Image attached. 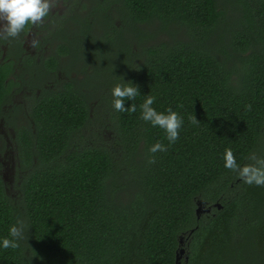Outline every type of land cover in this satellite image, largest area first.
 I'll return each mask as SVG.
<instances>
[{"label":"trees","instance_id":"trees-1","mask_svg":"<svg viewBox=\"0 0 264 264\" xmlns=\"http://www.w3.org/2000/svg\"><path fill=\"white\" fill-rule=\"evenodd\" d=\"M112 1L119 25L111 20L110 35L102 21L93 61L108 55L96 72L138 88L125 100L137 110H114L116 85L94 109L113 110L126 181L115 149L82 143L92 79L14 81L10 61H0V122L14 130L24 171L10 193L0 169V241L17 219L28 227L19 248L0 246V264H175L180 237L181 264H264V186L246 184L223 159L226 149L241 167L253 153L264 159V0ZM159 33L167 39L152 38ZM23 88L26 104L14 100ZM147 95L157 112L182 117L175 143L141 119ZM158 142L168 151L149 163ZM199 200L211 210L198 218Z\"/></svg>","mask_w":264,"mask_h":264},{"label":"flooded vegetation","instance_id":"flooded-vegetation-1","mask_svg":"<svg viewBox=\"0 0 264 264\" xmlns=\"http://www.w3.org/2000/svg\"><path fill=\"white\" fill-rule=\"evenodd\" d=\"M93 1L61 0L62 7L53 9L43 24L28 26L18 38L0 39V61H10L13 73L14 69L18 68L22 74L14 81H47L46 77L59 74L62 66L69 71L77 64L75 76H58L53 81H86L102 75L96 72V68L89 78L76 79V75L80 74L87 65L95 62L93 60L98 49L94 46L93 37L98 34L100 28L102 29L101 21L111 18L108 15L110 7H113V11L118 10V4L115 3L101 12V5L94 4ZM81 22H87L85 29L81 27ZM77 28L80 29L78 33ZM107 32L111 35L109 28ZM44 36L56 38L60 43L55 44L49 54L42 58L40 53L47 49L44 46ZM23 37H27V43L39 38L38 46L35 48L30 46L33 49L28 51ZM58 51L63 52L60 54ZM15 58L18 62L13 64L11 59ZM105 81L111 80L106 78Z\"/></svg>","mask_w":264,"mask_h":264},{"label":"clouds","instance_id":"clouds-1","mask_svg":"<svg viewBox=\"0 0 264 264\" xmlns=\"http://www.w3.org/2000/svg\"><path fill=\"white\" fill-rule=\"evenodd\" d=\"M62 7L61 0H0V39L18 38L28 26H38L45 22L53 9ZM30 46L35 48L39 41L33 39L29 42ZM139 94L138 88L131 83L123 85L117 84L112 90V106L117 112L134 113L137 110L135 104L125 107V100H134ZM155 97L147 95L144 102L140 105L141 119L149 122L153 127H159L166 134L169 144L175 143L179 139V130L183 124L182 117L171 108L167 109V114L157 112L153 107ZM251 110V105L245 106ZM194 124L199 123L194 116L191 118ZM167 152L168 148L162 143H155L149 149L153 156L149 163H155L154 154L157 152ZM224 167L235 172L246 184L264 186V159L257 158L253 153L249 159L254 161L243 167L236 162L235 156L231 149H226L224 153ZM28 227L25 223L17 219L16 224L9 229L11 239L4 238L0 241V246L4 249H17L20 247L19 241L27 239L26 231Z\"/></svg>","mask_w":264,"mask_h":264},{"label":"rangeland","instance_id":"rangeland-1","mask_svg":"<svg viewBox=\"0 0 264 264\" xmlns=\"http://www.w3.org/2000/svg\"><path fill=\"white\" fill-rule=\"evenodd\" d=\"M94 4L97 3L96 0L93 1ZM115 3L112 0H107V1H101L100 5H101V12L106 11V9L110 6H113ZM109 16H111L110 19L108 20H102V21H106L107 24H105L104 26H106L107 28H109V25L111 23L115 24V26L119 25V20H118V11H113V7L109 8ZM102 21H101V25H102ZM87 25V22H86ZM103 26V25H102ZM156 27V25H154ZM81 27L83 29H85L84 26ZM113 27V26H111ZM150 26L148 25L147 29H149ZM80 31L79 28H77V33ZM110 31V29H109ZM165 37L167 39L166 36H164V34L159 33V34H154L153 35V39H159V38H163ZM24 45L25 48L28 51H32L33 48L30 47V44L27 43V37L24 38ZM39 38H36V40H38ZM43 41H44V46L47 47V49L45 51H43L42 53H40L41 57H45L46 55L49 54V52L52 50V47L55 44L60 43L59 40H57L56 38H48V36H44L43 37ZM128 43L131 44V49L133 48V46L135 45L134 40L131 39L129 41H127ZM129 47V45H126L125 49H127ZM38 50V48L36 49ZM108 55H105L101 58V60H97L93 63H91L90 65H87L85 67V69L80 73L76 75V79H84V77L89 78L90 75L94 74V70L96 68H98L100 66V64L107 59ZM115 57L114 54H110V59H113ZM11 62L17 63L18 60L17 58H15L14 60L11 59ZM76 68H78V64L75 65L71 70H66L63 68L60 69V73L56 74V76H47L46 79L47 81H43L44 84H52L53 80L58 77V76H64V75H70V76H75V70ZM22 74L18 71L17 69H14V73L12 74V79H17L21 76ZM106 77L104 75V72L102 73V75L95 77L92 79L93 83L92 84H86L85 85V89H87L88 91H90V100H89V106L91 107V119L86 123V125L83 127L84 129V133H85V140L82 141V143H86L89 145H93L92 142H97V143H101L106 145L107 147H109L110 149H115V153L118 156L116 158V164H117V173L119 174L118 177L123 179L124 181H126V179L124 178V174H125V167L127 165V163H125L124 159L122 157H120L122 155V153L124 152V149L122 147V141L120 140V132L117 129L114 119L112 117V108L111 107H106L107 104H102V108L99 111V113L95 112L94 109V105L96 103V101L98 100V97L100 95H108V87H114L116 85V83L114 84H110L108 81L106 82V85H101L99 83H97L98 81H105ZM80 81H78L79 83ZM58 82H54V84H56ZM109 84V85H108ZM53 85V84H52ZM36 89V88H35ZM38 91V90H37ZM36 91V92H37ZM30 89L28 88H23L20 90V92H18L17 94H15L14 96V100L16 102H20L22 104H26L28 99L26 98V93H29ZM102 101H106V100H102ZM17 118H23L22 113H19L17 115ZM24 119L23 123H27V120ZM23 119H21V121H23ZM21 121L18 122V124L21 123ZM0 134L2 135V137L4 138L5 142H6V146L4 145L2 151H0V169H1V174H2V178L4 179V181L7 183L8 185V190L10 193H14L15 192V183H17L19 177L23 174L24 171L18 169L16 166V150H15V146L12 144V139L14 138V130L11 127H4L3 125V121L1 120L0 122ZM1 138H0V146H1ZM130 156V155H128ZM121 182V180H119V183ZM118 196L119 194L122 196H119L120 198L125 197V193L124 191H120V192H115Z\"/></svg>","mask_w":264,"mask_h":264},{"label":"water","instance_id":"water-1","mask_svg":"<svg viewBox=\"0 0 264 264\" xmlns=\"http://www.w3.org/2000/svg\"><path fill=\"white\" fill-rule=\"evenodd\" d=\"M214 206L217 208H221V205L218 202L214 203ZM210 210H211L210 206L205 207L204 203L201 200L197 201V207L195 209V213L198 218L200 217L201 214L208 213L210 212ZM183 243H184L183 237H180L179 238V248L176 252L175 264H181V260L183 256H184L185 261H187L188 259L187 252H186L185 247L183 246Z\"/></svg>","mask_w":264,"mask_h":264}]
</instances>
